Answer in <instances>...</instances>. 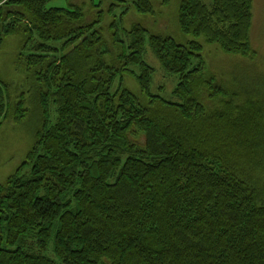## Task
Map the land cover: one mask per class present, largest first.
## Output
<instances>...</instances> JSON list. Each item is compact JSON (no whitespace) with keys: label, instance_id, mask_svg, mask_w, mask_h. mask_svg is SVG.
Wrapping results in <instances>:
<instances>
[{"label":"trees","instance_id":"trees-1","mask_svg":"<svg viewBox=\"0 0 264 264\" xmlns=\"http://www.w3.org/2000/svg\"><path fill=\"white\" fill-rule=\"evenodd\" d=\"M170 1L0 0V41L18 38L40 113L26 161L0 184V264H264L252 0H180L185 43L129 20ZM148 53L177 81L168 97ZM214 57L249 64L218 71ZM24 102L0 84V126Z\"/></svg>","mask_w":264,"mask_h":264},{"label":"rangeland","instance_id":"rangeland-1","mask_svg":"<svg viewBox=\"0 0 264 264\" xmlns=\"http://www.w3.org/2000/svg\"><path fill=\"white\" fill-rule=\"evenodd\" d=\"M126 3H132L134 0H122ZM205 4H210L212 0H199ZM180 0H171L167 7L162 8V13L158 16L141 17L133 15L129 20L144 25L147 29L153 30L163 36H171L177 41L185 43L188 38L182 37L177 29V11ZM51 6L65 7L64 2L52 3ZM251 44L254 52H256V60L251 66L261 70L264 73V0H252V29L250 33ZM19 51V40L15 37L5 38L0 41V84L6 89V97L8 101L16 103L21 101L23 96L24 108L27 109L26 115L20 121L8 118L2 122L0 126V184H3L8 177L15 174L17 170L26 161V158L34 145L35 136L39 129L40 113L37 108V102L34 97V91L31 88V81L27 84L23 75L16 69L15 60ZM214 57L211 60L215 70L219 71L220 62L224 66L230 63L239 62L249 64L245 58ZM215 60V62H214ZM146 61L155 69L153 86H164L165 96L168 97L173 88L176 86V79L165 78L160 66L152 54H147ZM227 61V62H226ZM250 66V65H249ZM232 73L241 74L244 69L241 67H230ZM246 70V69H245ZM234 75V74H232ZM132 90L135 91L133 81L129 83ZM31 89H30V88ZM8 95V96H7ZM11 103V104H12ZM139 144H143V138L138 140ZM30 167L23 168V172H29ZM52 260L58 261L48 253Z\"/></svg>","mask_w":264,"mask_h":264}]
</instances>
